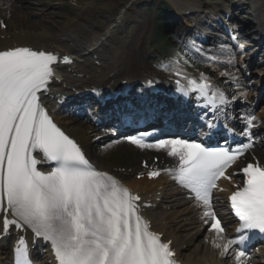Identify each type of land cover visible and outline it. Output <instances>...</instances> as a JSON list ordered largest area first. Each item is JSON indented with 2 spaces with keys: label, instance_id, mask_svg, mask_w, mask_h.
<instances>
[{
  "label": "snow or ice",
  "instance_id": "6c2138e0",
  "mask_svg": "<svg viewBox=\"0 0 264 264\" xmlns=\"http://www.w3.org/2000/svg\"><path fill=\"white\" fill-rule=\"evenodd\" d=\"M59 62L69 64L71 57L61 61L53 53L29 47L0 50V232L29 229L34 242L50 244L58 264H175L171 241H162L139 215L140 197L93 168L80 146L41 106L40 96ZM189 85L209 99V83L190 80ZM219 100L224 103L223 93ZM209 102L215 104V93ZM254 119L248 118V129ZM129 139L141 148L163 149L178 160L176 179L194 194L198 206L203 205L208 230L215 233L213 246L221 257L235 246V260L242 264L246 252L239 246L249 239L248 233L264 234V167L248 163L242 169L244 185L229 197L240 227L237 236L225 238L211 210V190L220 178H229L225 170L243 153L180 138L154 144ZM40 165L49 168L44 171ZM157 175L149 173L150 178ZM16 256L17 264H29L23 237Z\"/></svg>",
  "mask_w": 264,
  "mask_h": 264
},
{
  "label": "bare ground",
  "instance_id": "6f19581e",
  "mask_svg": "<svg viewBox=\"0 0 264 264\" xmlns=\"http://www.w3.org/2000/svg\"><path fill=\"white\" fill-rule=\"evenodd\" d=\"M3 2L4 3L0 2V23L6 25V27H0V50H7L15 47H29L33 50L53 53L57 55L61 61L65 54H67V51L77 56V59L75 58L69 64H61L59 62L53 65L54 78L50 81L48 90L40 96L41 106L45 109L57 127L73 139L80 146L85 155L90 158V161L97 165L98 171L112 175L107 167L94 160L90 151V140L95 131L94 126L86 123L84 120L72 119L70 117L60 118L58 115V100L62 98L63 93L71 91L69 90L71 87L87 88L89 85L99 83V81H96L98 78H101V80L107 79V77L114 72L113 67L110 68V71L106 70L107 67L111 65L109 59L107 64L103 65V62L107 60L106 55L110 53V50L117 64V71L121 70V72H124L128 70L127 62L129 61L133 63L139 62L140 67L131 70L128 74L137 73L143 78L147 74L153 73L152 68L149 67L138 54L143 41L140 39L136 40L140 29L142 31L145 29L144 23L147 21L146 18L141 16L142 13H135L132 18L133 22L136 23L139 18H142V21L139 25L133 27L134 36H132L133 38H131V41H124L119 45L118 43H114L116 46L113 47H111L110 44L111 49L108 45L106 47V43L102 45L105 49H101L102 46L93 49L92 43L97 37L102 35V29L95 30L94 37L81 34L79 30L82 27L79 17L89 14L94 10L91 7V2L84 3L83 6L79 8V14L73 19H69L66 22V27L58 32L54 29L58 22L56 19L52 25L47 26L45 25L47 23L46 17H43L41 21L27 20L29 15L34 14L33 11L28 10L30 8V2L28 0L19 1L18 3L13 2V0H3ZM140 2L141 0L135 1L132 5L136 6ZM171 2L173 4L175 3L176 10H184L188 8L189 5V3H177L173 0ZM237 3H240V1ZM253 4L255 11L251 15L255 14L259 23L264 24V0H253ZM197 6L200 5L198 4ZM212 11L213 10H209L208 12ZM21 12L24 13V19L20 17ZM192 12L195 16L200 15V10L198 9H193ZM125 17L126 15H124L123 22L125 21ZM188 25H191V22H189ZM75 32H79V38H71L70 34ZM112 33H114V31L110 32L108 37L110 40L112 39ZM128 38H130V36H128ZM257 42L264 44V42L261 41ZM242 46L243 47L239 49H232L230 44L223 43L222 47L226 49V51L223 52L225 55H222L224 57L211 60L209 70L216 71L221 77L232 79L238 94L244 96L246 101L251 103V100L255 101L259 99L263 90L262 88L258 89L256 85L254 88L253 86H249L250 81L246 77L241 76L244 67L240 69L239 65H244L248 61V54L245 53L247 49H244V45ZM120 48H122V51L118 53L117 51ZM255 53L256 52H253L250 60L253 59ZM97 60L102 63L101 66H98ZM90 81H94V83H89ZM151 92L160 93L156 89H152L150 93ZM218 93L220 94L222 92L218 91ZM158 97H160V95H158ZM127 103L128 100H125L124 103H119L120 110L117 108L118 110L116 109L115 113L124 114L122 111L127 107L130 115L134 114V109H138L141 113V117L145 118L151 116L149 113H155L156 116H153L154 120L161 119L159 117L163 115L161 108L157 106L155 101H151L146 107H142L141 103L139 105L137 101L130 104L129 107ZM131 106H133V109L130 108ZM164 107L169 109L168 111H170L171 115H174V119H182L179 114V106H172V104L166 101ZM187 107L184 109H187ZM261 112L260 116L264 117V105L262 106ZM114 116L117 117V115ZM151 119L152 116L149 120ZM134 121L132 122L135 123ZM122 123L124 125V122ZM120 142H125V140H120ZM260 161L264 164V158H261ZM176 163L177 159L168 155L163 156L160 163L149 162V166L152 167L151 171L162 170L159 179L156 178L155 180H150V178H128V176L123 177V174H115V176L118 179H123L127 187L133 192L132 194L140 197L138 204L141 210L147 214L153 228L163 235L164 240L167 242L171 241V245L175 248L178 258L184 263L237 264L234 249L230 250L226 256L221 257L219 254L220 250L213 246L215 233L208 230V224L205 222L207 218L204 217L205 209L202 204L199 206L197 205V202L193 198L194 194H192L189 189L181 186L176 179L177 173L172 167ZM137 168L138 169L134 171L141 173L143 168ZM132 173L133 172H130L129 176H131ZM236 177L233 175V172L230 171L229 178H223L220 182V192L228 193L235 188L238 184V177ZM222 208V206L215 208L211 205V210L214 213ZM203 227L206 228L207 231L204 238H202L205 232ZM3 234L5 233L0 232V236ZM10 234H14L17 238L23 237L27 240H31L32 236L26 229L17 230L14 227L10 229ZM223 235L225 238H228V231L224 230ZM262 255L264 256V249ZM45 260L49 261L48 264H53L54 262L51 256H48ZM243 263L245 264V262ZM246 264H254V261L250 260Z\"/></svg>",
  "mask_w": 264,
  "mask_h": 264
},
{
  "label": "rangeland",
  "instance_id": "374dc122",
  "mask_svg": "<svg viewBox=\"0 0 264 264\" xmlns=\"http://www.w3.org/2000/svg\"><path fill=\"white\" fill-rule=\"evenodd\" d=\"M74 0H32L31 9H34V12L38 14L41 17V14H45L47 17V25H52L54 20L56 19L58 22L56 23V27H54L55 31L58 32L62 28L65 27L66 22L77 16L78 9L80 4H84L87 2L92 3V8L94 9V13H89L87 15H84V17H81L82 21L81 24L83 25V31L86 33H91V28H102L105 29L107 27V23L110 22V20L114 19L116 15L119 13V10L124 6V4L128 1V3L131 0H75L77 1V6L73 3ZM133 1V0H132ZM135 1V0H134ZM162 1L167 0H151V4H142L137 7H132L129 4V9H133L131 12H128L127 14V21L131 20L129 17H131V14L133 11H139V12H146V16L148 17V28L146 32L150 31L151 36L148 39V49H146L148 52H158L159 56H163L164 58H169L173 55V53L176 52L177 55H180L182 57V63L186 65V67L193 69L195 71L196 67L193 66V64L198 65L197 67H200L199 61H195L191 55H186L184 51L179 52L175 51L177 49V44L175 41L169 38V34L164 30L163 24L160 21L159 14L157 11V5L158 3ZM185 1V0H182ZM189 1V0H187ZM192 1V0H191ZM30 9V10H31ZM172 10V7H171ZM21 18L24 19L23 12H21ZM40 17H29L30 20H37ZM28 18V17H27ZM132 21V20H131ZM126 25V23H124ZM131 25L127 24L126 28H122L121 31L126 34H130V27ZM130 27V28H128ZM156 31H159V34L156 36L160 38L161 40H155L153 39V36L155 35ZM120 37H118L119 39ZM165 41V42H162ZM158 48H157V47ZM155 48L157 51H155ZM154 51V52H153ZM173 58H178L174 57ZM201 62V61H200ZM192 64V65H191ZM190 67H189V66ZM216 77L219 76L216 74ZM220 85L219 88L223 87L222 84L224 82L222 79L218 82ZM240 99L244 101V97L240 96ZM98 135H100L98 133ZM107 141L102 142L101 138H96L93 140V143H91V149L96 155V159L100 161L101 163H104L105 165L109 166L110 168H116L120 165H137L139 164V159L136 158L139 148L136 146H132L131 144L122 146L121 148L116 145L117 140L113 139H106ZM155 152V151H154ZM154 152H151L152 154ZM152 156V155H151ZM130 160L132 162H130ZM138 161V162H137Z\"/></svg>",
  "mask_w": 264,
  "mask_h": 264
}]
</instances>
